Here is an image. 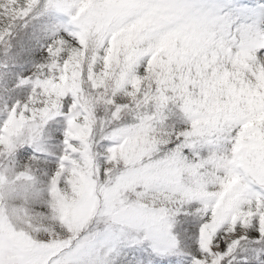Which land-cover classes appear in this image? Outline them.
<instances>
[{"label":"snow or ice","instance_id":"snow-or-ice-1","mask_svg":"<svg viewBox=\"0 0 264 264\" xmlns=\"http://www.w3.org/2000/svg\"><path fill=\"white\" fill-rule=\"evenodd\" d=\"M0 264H264V0H0Z\"/></svg>","mask_w":264,"mask_h":264}]
</instances>
